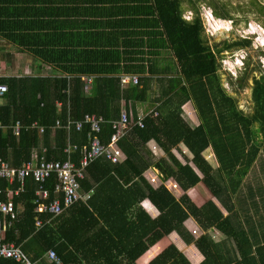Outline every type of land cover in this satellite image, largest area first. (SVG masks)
Masks as SVG:
<instances>
[{"label": "trees", "instance_id": "obj_1", "mask_svg": "<svg viewBox=\"0 0 264 264\" xmlns=\"http://www.w3.org/2000/svg\"><path fill=\"white\" fill-rule=\"evenodd\" d=\"M204 1L187 0L191 16L185 19L182 0H0L9 5L29 6L13 12L14 15L0 10V18H4L0 20V35L57 72L0 77V83L7 88L0 98V158L10 167L18 168L29 161L32 150L37 148V156H43L46 161H64L67 159L64 149L68 145L76 147L69 158L78 165L79 149L87 145L89 126L84 124L79 131L73 126L66 130L67 120L100 116L103 122L98 137L102 144H108L113 134L111 122L118 120L121 107L132 121L138 118L134 113L138 103L150 100L151 109L157 112L156 116L151 113L143 118L142 128L133 126L118 140L124 160L111 163L97 158L85 166L83 177L78 180L80 192L91 193L86 203L90 210L82 203L72 205L69 210L80 206L94 220L88 221L87 226L95 227L96 222L100 233L86 246L96 250L95 258L129 259L130 249L159 229L165 235L175 231L185 241H192L204 258L200 264H264V237L250 240L240 227L232 224L233 216L223 197L227 192L226 182L243 175L253 161V123H258L256 129L264 135V79H252L253 113L243 115L236 100L222 86L218 56L226 50L248 47L250 40L209 44L199 11V3ZM206 5L214 18L232 19L226 5L219 0H206ZM256 5L257 12H264V5ZM10 16L22 20L12 22L8 20ZM28 16L31 21H26ZM167 52L173 61L163 57ZM121 74L137 75V84L121 86ZM86 77H91L87 87L83 80ZM153 85L156 92L150 98ZM187 102L194 106L199 120L195 127H190L182 115V106ZM17 122L20 129L15 135L12 128ZM33 123L44 127V132L40 134L38 129L31 128ZM150 140L156 142L164 157L153 156L146 146ZM179 144L189 151L201 178L188 162L181 164L172 154L171 150ZM208 146L219 164L212 173L197 160ZM149 167L161 175L157 188L143 176ZM168 178L174 179L184 192L202 182L226 207L227 216L210 200L198 207L185 194L177 200L164 185ZM233 182L238 183L235 179ZM55 184L53 174L44 183L48 200L53 198ZM1 188L0 198L6 200V181L1 182ZM18 188L17 181L9 187L10 198L15 210L20 204L22 211L4 230L3 242L14 243L36 264H54L43 258L48 250H53L62 264H67L69 258H84L82 250L70 238L73 234L70 224L60 231V217L64 213L52 218L54 227L44 223L35 229V219L45 222L49 215L35 212L37 186L33 179L26 177L22 189ZM98 199L102 202H97ZM143 199L159 215L142 223L139 215L128 219L130 209L137 211ZM188 217L199 225L202 231L199 236L189 237L183 226ZM212 227L233 239L234 257L224 254L221 246L209 238L207 230ZM124 228H132L135 235L116 241L114 236ZM45 238L47 242L43 241ZM144 251L141 248L140 254ZM0 264L19 263L0 259ZM149 264L188 262L171 244Z\"/></svg>", "mask_w": 264, "mask_h": 264}, {"label": "crops", "instance_id": "obj_2", "mask_svg": "<svg viewBox=\"0 0 264 264\" xmlns=\"http://www.w3.org/2000/svg\"><path fill=\"white\" fill-rule=\"evenodd\" d=\"M21 6L0 3V10L6 11L7 14L12 13V15H14L13 12L17 13V11H19L18 9H20V11L22 9L23 11V8H29V6ZM0 20H4V18L1 17ZM8 20L16 22L18 20H22V18L19 17L17 20L16 17L10 16ZM26 21H31V16L26 17ZM162 55L164 58H168L169 60L173 61L170 52H167L166 54L163 53ZM52 69L53 68H49L48 66L40 64L37 57L30 55L26 51L20 50L19 47L8 42L0 35V77L36 76L47 75L50 73L56 74L57 72L52 71ZM155 92L156 87L155 85H153L149 97H153ZM227 94L232 96L230 93ZM232 97L236 100L234 96ZM236 104L237 109L241 111L243 115H250L253 113V108H251L252 110L249 112L241 109L238 106L237 100ZM184 105L189 106V108L193 112V117L195 118V120H190L189 122V120L183 117L184 120L190 127L197 126L199 124V120L197 118L194 106L190 102H187ZM151 107L152 103L150 102V100H147L143 103H138L134 107V113L140 115L149 111ZM252 127L255 128V131L252 134L253 142L251 143L255 147V150L253 152L255 153L253 161L243 175H239V178L237 177V179L233 178L231 182H226L225 186L227 188V192L223 194V197L226 199V206L229 208V212H231L229 214H232L233 216L232 224H235L237 225V227H240L241 230L249 236L250 240L255 241L258 239L260 240L264 237V135L261 130L256 129L258 128V123H253ZM42 145L43 142L41 143V146ZM152 145L157 146L155 152H152L150 149ZM146 146L155 158L165 156L154 140H150ZM38 151L39 148L33 149L31 157H34L35 155L37 156ZM171 152L181 164L188 162V164L191 166L196 175L199 178L202 177V174L199 172L197 166L191 162V155L189 151L182 144L177 145L171 150ZM124 159L125 156L123 154V156L120 158V161ZM197 160L199 164L209 173L216 172L219 167L218 161L211 146L205 148L200 153V155L197 156ZM143 176L153 188H157L161 184V175L154 167L147 168L143 172ZM234 179L238 183H232ZM164 185L177 200L185 194L187 195L189 200L194 203L197 207L201 206L205 201L210 200L214 203V205L224 217L228 214L227 209H225L226 207H223L220 204V202L212 195V193L208 190L207 187H205L202 182H198L185 192L178 186V184L172 178L166 179V181H164ZM90 195L91 193L88 192V197L85 200L79 201L77 203H82L85 207L90 210V208L86 204ZM227 196H230L229 199H227ZM97 202L101 203L102 201L98 199ZM69 207L62 211V213L64 214H60V231L62 233L65 225L67 223L70 224V228L73 233L70 238H72L73 242L77 244L76 247L79 250H82L84 258H77L75 260H71L69 258L67 259V264H149V262H151L152 259L156 257V255L160 251H162L166 246L171 244L181 254L185 255V259L187 260L188 264H200L204 259L192 241H185L175 231H171L170 233L165 235L159 229H155L154 231L149 233L142 241L132 247L128 253L129 259L122 257L117 261V259L115 260L114 258H95L94 254L96 253V250H92V248H87L86 246L90 239H93L97 234L100 233V230L96 226V222L95 227H88L87 222L89 221L90 223H93L94 220L92 218H88L87 212L80 206L70 210ZM98 208L100 209L101 205H98ZM21 211V205L17 204L15 210L16 217L13 221L17 219ZM94 215L96 214L94 213ZM135 215H139V221L140 223H142L145 219L148 218L152 220L155 219L159 215V211L147 199H143L138 204L137 211L135 208L130 209L127 216L128 219L132 220ZM96 218L98 219V217ZM51 220L48 222L49 224L47 225L54 227L55 223L53 220ZM98 221L99 223H101L99 219ZM183 226L185 230L190 234V238L192 236L191 230H198L199 235L202 232L199 225L192 217H188L183 222ZM135 233L136 232L133 231L132 228L129 230H125L124 228L123 230L119 231L116 236H114V239L118 242H121L129 238L130 236L135 235ZM230 233H232V231H230ZM92 234H94L93 237ZM207 234L214 243H217L219 246H221V249L224 254L228 253L230 256L234 257L233 253H235V245L233 239L227 237V235L213 227L207 230ZM31 239L32 238H29L28 240L31 241ZM153 239L155 240L154 243L152 241ZM43 241L47 242V238H45ZM35 243L36 245H38L37 242ZM141 248L145 249L142 254H140ZM97 254L102 253L99 252ZM236 256L238 255L236 254ZM43 258L47 263H51L46 260L45 253L43 255Z\"/></svg>", "mask_w": 264, "mask_h": 264}, {"label": "built area", "instance_id": "obj_3", "mask_svg": "<svg viewBox=\"0 0 264 264\" xmlns=\"http://www.w3.org/2000/svg\"><path fill=\"white\" fill-rule=\"evenodd\" d=\"M121 86H127L128 84L135 85L138 82V76L133 74H121L120 76ZM85 82V87L90 83L91 77L83 78ZM6 85L0 83V98L6 92ZM123 106V103H122ZM156 112V111H155ZM152 109L149 111L138 115L137 120L132 121L128 118L127 112L124 107H121V112L118 120L111 122V128L113 134L110 137L108 144H102L99 140L100 124L103 119L100 116L95 115H85L82 120L70 121L67 120L64 128L69 130L71 126L74 127L76 131L81 130L84 124L89 126L88 142L86 146L79 149L80 159L78 165L72 162L69 158L71 151L76 149L75 146L68 145L64 149L67 154V159L64 161H46L43 156L31 157L29 161L24 162L20 167L13 168L10 167L4 160L0 158V196L3 194L1 188V182L4 180L7 183L6 188V200L0 198V259H11L19 264H35L31 261L28 256H26L19 247L15 246L11 242H3V232L10 226L16 217V212L14 205L11 201L12 191L9 189L15 181L19 182L18 190L22 189L23 181L26 177H31L36 183L35 190V212L47 213L49 218L43 222L39 218L35 219L34 226L39 229L44 223H48L52 218L57 217L62 213V211L69 206L83 201L88 197V193L82 194L80 192V186L78 180L83 177V170L90 162L97 158H105L111 163H117L123 156L122 151L118 148L117 142L122 138L131 127L138 126L143 127V118L147 114L157 115ZM58 125V122H56ZM31 128L38 129L39 133L44 132V127L38 126L37 123L30 125ZM28 127V128H30ZM20 129V124L17 122L12 131L15 135L18 134ZM152 152L157 149L156 145L150 147ZM56 177V184L53 189V198L48 200V192L44 187L46 179L50 175ZM16 194L17 191L14 190ZM196 230H191L192 234H195ZM45 258L47 261L54 264H61L60 259L55 254L53 250H48L45 253Z\"/></svg>", "mask_w": 264, "mask_h": 264}, {"label": "rangeland", "instance_id": "obj_4", "mask_svg": "<svg viewBox=\"0 0 264 264\" xmlns=\"http://www.w3.org/2000/svg\"><path fill=\"white\" fill-rule=\"evenodd\" d=\"M183 17L190 19L189 3L182 0ZM229 10L231 20L216 19L206 5V0L199 3V11L209 44L221 43L223 40L249 39L250 46L223 51L219 60V75L223 88L234 96L238 106L251 111V88L253 78L264 79V12H257V5H264V0H219ZM214 21L225 22L227 27L215 28ZM246 20V21H243ZM214 27V28H213ZM240 79V80H239ZM1 102V100H0ZM183 117L195 120L189 106H183ZM199 231L194 234L198 236ZM183 255V254H182ZM185 257V255H183Z\"/></svg>", "mask_w": 264, "mask_h": 264}, {"label": "bare ground", "instance_id": "obj_5", "mask_svg": "<svg viewBox=\"0 0 264 264\" xmlns=\"http://www.w3.org/2000/svg\"><path fill=\"white\" fill-rule=\"evenodd\" d=\"M213 22H214V26H215V28H220V27H222V26H225V27H227L226 25V23L225 22H222V21H214L213 19H211ZM214 28V27H213Z\"/></svg>", "mask_w": 264, "mask_h": 264}]
</instances>
